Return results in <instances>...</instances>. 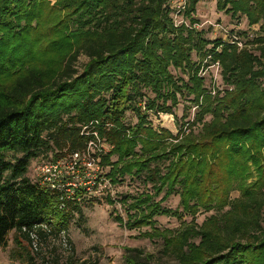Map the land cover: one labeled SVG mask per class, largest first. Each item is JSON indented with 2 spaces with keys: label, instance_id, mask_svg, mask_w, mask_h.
I'll use <instances>...</instances> for the list:
<instances>
[{
  "label": "trees",
  "instance_id": "obj_1",
  "mask_svg": "<svg viewBox=\"0 0 264 264\" xmlns=\"http://www.w3.org/2000/svg\"><path fill=\"white\" fill-rule=\"evenodd\" d=\"M197 1L188 0L187 28L173 26L169 0H0V247L10 232L28 243L30 232L39 241L67 235L88 191L33 181L30 164L74 163L63 181L72 183L95 133L108 147L91 153L109 168L105 179L143 175L153 189L130 203L138 217L124 225L114 215L116 223L150 227L140 236L161 240V256L177 264H264V0H216L218 12L243 16L256 35L214 42L193 28ZM80 56L87 62L78 69ZM207 60L219 65L223 89H206ZM186 96L196 110L187 132L152 127L149 112L173 115ZM176 194L181 211L162 208ZM226 208L178 231L152 221ZM125 251V264L153 259Z\"/></svg>",
  "mask_w": 264,
  "mask_h": 264
},
{
  "label": "rangeland",
  "instance_id": "obj_2",
  "mask_svg": "<svg viewBox=\"0 0 264 264\" xmlns=\"http://www.w3.org/2000/svg\"><path fill=\"white\" fill-rule=\"evenodd\" d=\"M53 2V0H49ZM190 2V1H189ZM186 0V5H189ZM216 0H198L192 18L196 21L197 31L201 33L202 39L217 41L226 39V36L237 35L242 41H250L256 35V28H249L246 19L237 15L231 18L229 14L218 12L215 8ZM182 19L187 24L189 18L183 15ZM218 27H217V26ZM223 30H220V28ZM226 34H225V33ZM247 36V37H246ZM210 48V47H208ZM192 61L198 63L195 53H192ZM208 62L200 64V75L204 78V85L208 91L223 89L220 77V68L210 65ZM87 62L85 56H80L76 68H80ZM174 76L184 81L187 75L172 70ZM189 97L180 99V103L173 109V115L153 114L149 112V121L154 129L164 128L176 135L180 129L187 132L188 123H191L196 112L195 108L188 102ZM184 115V118H183ZM210 117L205 118L208 122ZM125 122L134 125L136 119L131 113H127ZM201 126L193 128L197 135ZM108 147H106V151ZM115 161V158H112ZM49 159L39 158L30 164L28 178L35 181L41 176V167L50 166ZM86 161L79 165L81 167L78 176L71 182L75 187L81 185L88 192L78 202L77 209L69 222L68 233L59 239L52 238L47 241H39L37 250L31 243L26 242L21 236L10 232L6 242L0 247V264H69L75 262H87L89 264H125L126 249H137L146 255H151L152 260L144 264H177L174 260L162 257L160 252L162 241L142 238L140 235L151 232L150 227L128 230L124 227L128 219H135L138 213L129 209L130 203L141 193L152 194L151 183L144 181V176H126L113 185L109 179H105L109 168H102L96 163L86 165ZM166 165V164H165ZM69 162H60L57 165L56 175L72 176L74 170ZM83 171V173H81ZM84 174L85 178L80 175ZM254 176V174H253ZM101 179V180H100ZM251 179L248 183H250ZM164 193L155 195L154 202H158ZM239 196L238 191L230 194L231 199ZM126 199V202H125ZM162 208L181 211L179 207V195H172L161 204ZM223 211H202L194 217L185 215L182 219L166 216H155L152 221L158 230L178 231L188 225L194 219L196 225H200L206 218L212 215H221ZM118 215L124 225H119L113 220Z\"/></svg>",
  "mask_w": 264,
  "mask_h": 264
},
{
  "label": "built area",
  "instance_id": "obj_3",
  "mask_svg": "<svg viewBox=\"0 0 264 264\" xmlns=\"http://www.w3.org/2000/svg\"><path fill=\"white\" fill-rule=\"evenodd\" d=\"M170 3V7L172 10V18H173V26L174 27H178V26H185L187 28H189V24H187L185 22L184 19H182V16L184 15V11L187 7L186 5V0H169ZM217 26V25H216ZM218 27V26H217ZM193 28H197V25H194ZM220 28V27H219ZM220 30H223L222 28H220ZM225 33V32H224ZM226 34V33H225ZM230 41L233 43L234 41L237 42V40L233 37L230 39ZM238 46H241V44H238ZM214 66L219 68V65L216 63L214 64ZM93 137L95 139L94 142H90L88 145V153L85 157V161L87 165L93 164L95 163L93 158L91 157V153H96V152H101V151H106V147H104V145L101 144L100 140L98 139L97 135L95 133H93ZM60 162L54 164L51 163L50 166H46L44 165L43 167H41L40 171H41V176L38 179L40 182H42L43 184L46 183L48 184L51 188H56V189H64V188H68L69 186H73L75 187L74 183H69V181L63 182L64 178H66V176H61L60 175H56V169H57V165ZM70 163V162H69ZM71 164V169L73 170L74 167V163H70ZM67 179V178H66ZM71 182V181H70ZM66 192H68L69 190H65ZM61 237H64V235L62 234ZM29 238L31 241V245L33 247L34 250L38 249L39 246V239L37 237V235L34 232H30L29 233Z\"/></svg>",
  "mask_w": 264,
  "mask_h": 264
}]
</instances>
